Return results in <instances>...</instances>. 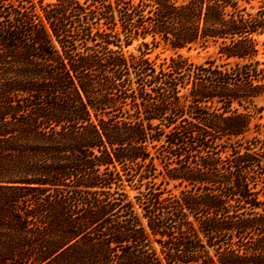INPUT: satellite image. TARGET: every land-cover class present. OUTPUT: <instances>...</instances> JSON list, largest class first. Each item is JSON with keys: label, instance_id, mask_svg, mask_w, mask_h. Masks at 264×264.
Instances as JSON below:
<instances>
[{"label": "trees", "instance_id": "obj_1", "mask_svg": "<svg viewBox=\"0 0 264 264\" xmlns=\"http://www.w3.org/2000/svg\"><path fill=\"white\" fill-rule=\"evenodd\" d=\"M38 4L0 0V264H264V0Z\"/></svg>", "mask_w": 264, "mask_h": 264}, {"label": "rangeland", "instance_id": "obj_2", "mask_svg": "<svg viewBox=\"0 0 264 264\" xmlns=\"http://www.w3.org/2000/svg\"><path fill=\"white\" fill-rule=\"evenodd\" d=\"M8 1L17 4L18 1L20 0H8ZM39 1H43L44 5L56 2V0H33V2L38 6H39L38 4ZM79 1L81 4H83L85 3L86 0H79ZM87 1L88 3H91V0H87ZM135 2H138V0H135ZM242 4H244L248 8L251 7L257 8L259 6L258 2H252L250 5L244 2H242ZM121 38L124 39L123 36H121ZM144 42L150 43L151 37L148 36L145 40L141 37L133 38L132 43L129 46H126L125 42L122 40L121 42L122 51L126 56L129 55L140 56L144 54L146 58H149L150 60L154 61L157 67L161 64L169 63L172 58H177L178 56H182L183 58L187 59L189 62L197 65H201L208 60L218 58L217 49L214 46H210L205 49L201 47H194L192 49L186 48L181 50H174L170 46L165 44H161L158 47H154L150 45L147 48L143 46ZM110 48L117 50V47L114 45H111ZM259 50H260V54L258 56V60H260V62L262 63V68H264V36L259 38ZM185 92L186 90L183 91V93ZM256 104L258 107H263V112L261 113V115L259 114L255 115V119L253 120L252 130L249 134V137L258 135L260 133L259 136L263 138L264 137V98H261L258 101H256ZM255 124H260L258 128V132H256L257 129L254 128ZM161 180L162 177H159L158 179H156V182L159 184ZM125 184H126V188H125L126 192L128 193L129 197L133 200L135 199L136 196L139 195L141 191L142 192L145 191V187H142L141 189H137L138 187L137 181H134L132 183L125 182ZM162 188L166 190H171L176 195H179L181 191V188H174L173 184L170 186H164ZM164 196H167V194H165ZM260 198L261 200H264V193L260 195ZM139 211L141 210L139 209Z\"/></svg>", "mask_w": 264, "mask_h": 264}]
</instances>
